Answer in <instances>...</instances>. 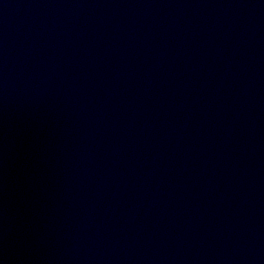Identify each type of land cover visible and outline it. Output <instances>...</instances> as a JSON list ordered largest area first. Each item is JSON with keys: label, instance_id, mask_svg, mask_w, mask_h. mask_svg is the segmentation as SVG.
Segmentation results:
<instances>
[{"label": "water", "instance_id": "water-1", "mask_svg": "<svg viewBox=\"0 0 264 264\" xmlns=\"http://www.w3.org/2000/svg\"><path fill=\"white\" fill-rule=\"evenodd\" d=\"M0 264H264V0H0Z\"/></svg>", "mask_w": 264, "mask_h": 264}]
</instances>
